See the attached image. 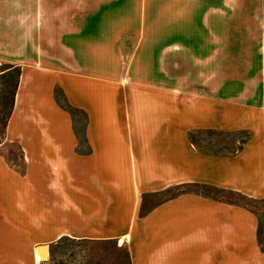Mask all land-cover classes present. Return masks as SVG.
Wrapping results in <instances>:
<instances>
[{
  "label": "crops",
  "instance_id": "0c3cea01",
  "mask_svg": "<svg viewBox=\"0 0 264 264\" xmlns=\"http://www.w3.org/2000/svg\"><path fill=\"white\" fill-rule=\"evenodd\" d=\"M169 4L153 29L144 13L138 31L100 42L76 18L22 54L0 47L1 64L21 67L0 134V264H38L36 246L110 232L132 264H264V0ZM72 110L87 118L85 152ZM213 132L247 139L232 155L191 139ZM12 143L21 169L4 151ZM182 185L262 212L194 190L143 210Z\"/></svg>",
  "mask_w": 264,
  "mask_h": 264
},
{
  "label": "rangeland",
  "instance_id": "374dc122",
  "mask_svg": "<svg viewBox=\"0 0 264 264\" xmlns=\"http://www.w3.org/2000/svg\"><path fill=\"white\" fill-rule=\"evenodd\" d=\"M169 3L170 0H0V47L6 52L22 54L25 52L26 43L38 41L41 45L44 33L52 42L57 36L58 24L61 23L62 27L66 26L69 29V25L73 24L76 18L84 24L78 28L93 30V37H97L100 42L102 38L111 39L117 35L125 36L130 31H138L144 13L147 14L151 23L150 28L153 29L155 17H169ZM14 41H17L18 47L10 48L9 43ZM3 64L7 66L9 63ZM1 65L0 63V69ZM7 71H10L8 73L11 75L6 78H3V72L0 71L1 122L7 118L11 109V91L15 84L13 76L16 74L15 69H7ZM58 97L64 106L69 104L60 92ZM72 113L75 129L80 138L79 150L85 152L87 144L84 129L87 118L80 110H72ZM0 129H2L1 125ZM245 134L243 132L197 133L195 141L203 150H209V148L215 150L221 146L236 148ZM3 148L13 164H17L21 169L19 147L12 143L4 144ZM93 174L100 176L98 171L84 168L81 176L89 178ZM71 176H74L73 170ZM181 190L198 191L249 206L259 213L262 212L261 201H253L233 192L197 185L178 186L162 195L145 200L143 210ZM106 222L107 219H100L95 228L104 229ZM86 228L84 222V229ZM100 236L99 238L84 236L81 239L63 236L57 241L36 246L37 262L38 264H132L129 245L114 238L117 233L110 232Z\"/></svg>",
  "mask_w": 264,
  "mask_h": 264
},
{
  "label": "trees",
  "instance_id": "16d2710c",
  "mask_svg": "<svg viewBox=\"0 0 264 264\" xmlns=\"http://www.w3.org/2000/svg\"><path fill=\"white\" fill-rule=\"evenodd\" d=\"M12 68L15 69L16 74L13 75L14 78H15V84H14V88H13V90L11 91V109H10V111L8 112L7 118H6L3 122L0 121V125L2 126V129H0V134H3V133H4L5 128H6V124H7V122H8V118H9V116H10V114H11V110H12L13 103H14V98H15L16 89H17L18 82H19V78H20V75H21V67H20V66H14V65H12V64H8L7 66H5L4 64H2V65H1V69H0V71L3 72V73H2V74H3V78H6V77H8V76L11 75V73H8V72H10V71H7V69H12ZM191 139H192L193 142L196 143V141H195V134H194V133L191 134ZM246 139H247V135H245V136L242 138L240 144H239L236 148L229 147V146H221L220 148H217V149H215V150L209 148V150H206V151H207V152H210V153H213V154L232 155V154H235V153H237L238 151L241 150V148H242L244 142L246 141ZM183 191H184V190H181L180 192H183ZM170 197H171V196H170Z\"/></svg>",
  "mask_w": 264,
  "mask_h": 264
}]
</instances>
